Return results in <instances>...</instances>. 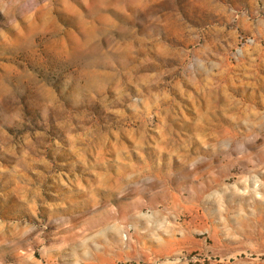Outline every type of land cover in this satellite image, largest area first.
I'll use <instances>...</instances> for the list:
<instances>
[{"label": "rangeland", "instance_id": "rangeland-1", "mask_svg": "<svg viewBox=\"0 0 264 264\" xmlns=\"http://www.w3.org/2000/svg\"><path fill=\"white\" fill-rule=\"evenodd\" d=\"M0 264H264V0H0Z\"/></svg>", "mask_w": 264, "mask_h": 264}]
</instances>
